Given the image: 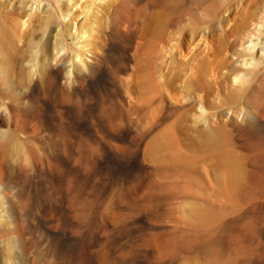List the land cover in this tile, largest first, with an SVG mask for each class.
<instances>
[{"label":"bare ground","instance_id":"1","mask_svg":"<svg viewBox=\"0 0 264 264\" xmlns=\"http://www.w3.org/2000/svg\"><path fill=\"white\" fill-rule=\"evenodd\" d=\"M30 2L20 38L56 11L60 45L42 51L24 87L6 83L0 96V264H264V3L231 30L248 28L225 109L206 115L201 106L193 125L183 114L148 160L120 83L142 4ZM13 40L1 37L2 50ZM220 46L213 36V61ZM179 55L171 79L152 78L170 99L174 69L186 76L198 62ZM194 86L186 77L183 89ZM198 182L213 203L192 194Z\"/></svg>","mask_w":264,"mask_h":264},{"label":"rangeland","instance_id":"2","mask_svg":"<svg viewBox=\"0 0 264 264\" xmlns=\"http://www.w3.org/2000/svg\"><path fill=\"white\" fill-rule=\"evenodd\" d=\"M29 1L0 0V38H14L8 50L3 51L0 46V96L6 93L8 97L7 88L4 87L10 84L6 86V83H12L18 89L24 87L33 77L37 62L46 47H51L53 54L57 53L58 19L55 17L56 11H52L57 5L55 8L51 6L53 15L49 11V15L38 18L26 38H20L19 20L28 10L26 7L31 6V2L27 4ZM131 2L142 5L134 19L135 36L126 44L131 56V67L120 78V83L127 93L128 107L137 130L146 133L143 136L142 157L144 159L147 156L149 160L155 154L153 145L157 140L163 142V134L183 114H188L189 123L193 125V121L201 117V106L206 115L225 109L223 102L230 91V80L227 78L239 66L241 40L243 32L248 28L239 29L235 33H231V30L241 22L251 3L259 2V12L264 0H160L161 3L154 6L148 4L149 0ZM220 21H225L222 27H219ZM213 36L221 43L216 49L220 54L216 61L209 55L213 49ZM180 47L185 54L191 53L190 57L198 54V62L195 63L194 71L191 68L186 71V76L181 72L180 65L174 69L180 77L173 91L171 85L169 87L171 96L176 97L170 99L166 92L168 87H165L163 93L158 90L155 81L159 80L160 71H163L166 80L171 79V67L178 60L181 61ZM224 47L226 49L221 53ZM223 63L226 65L223 66ZM107 64L110 65V59ZM215 73L219 85L213 83ZM105 74L99 81L101 85L107 80ZM186 77H193L194 80V89L190 91L183 89ZM17 107L21 108V104L18 103ZM54 125L59 126L57 122ZM39 138L32 139L33 145L43 142ZM194 185L192 194L198 195V198L195 196L197 199L213 203V191L208 188V184L198 182Z\"/></svg>","mask_w":264,"mask_h":264}]
</instances>
